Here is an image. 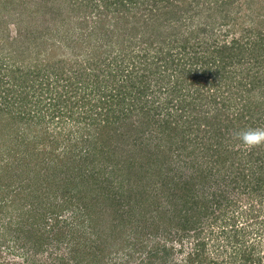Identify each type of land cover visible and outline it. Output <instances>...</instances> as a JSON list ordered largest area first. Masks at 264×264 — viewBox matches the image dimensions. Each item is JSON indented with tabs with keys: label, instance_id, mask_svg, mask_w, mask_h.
<instances>
[{
	"label": "rangeland",
	"instance_id": "rangeland-1",
	"mask_svg": "<svg viewBox=\"0 0 264 264\" xmlns=\"http://www.w3.org/2000/svg\"><path fill=\"white\" fill-rule=\"evenodd\" d=\"M6 86L0 264H264V0H0Z\"/></svg>",
	"mask_w": 264,
	"mask_h": 264
},
{
	"label": "trees",
	"instance_id": "trees-1",
	"mask_svg": "<svg viewBox=\"0 0 264 264\" xmlns=\"http://www.w3.org/2000/svg\"><path fill=\"white\" fill-rule=\"evenodd\" d=\"M102 2H104V3H106V0H102ZM53 16H56L58 19H60V16H58L57 15V13H53L52 14ZM47 18H48V16H46ZM49 17H52V16H49ZM53 18V17H52ZM44 21H46V19L44 18ZM20 32V31H19ZM26 32H27V30H25V31H23L22 32V30H21V32H20V36H25V34H26ZM42 40H43V42L45 43V47L46 46H50V47H52L53 46V39H47V38H45V37H43L42 38ZM42 41H39V42H37V43H35V46H36V49H37V51L39 52L41 49H40V43H41ZM56 47V45H54L53 46V49ZM21 51H22V55L24 54V51L25 50H30V47H29V44H25L23 47H21ZM28 58H31V55H30V51H28L27 53H25V55L22 57V59H21V61H23L24 59L25 60H27ZM78 65H79V63L76 65V69H77V67H78ZM88 66H90L91 68V73H90V76H93L94 77V75H96V70H94L93 69V66L92 65H85V66H82V67H79L78 69H77V72H76V75H75V77L74 78H70V81H68V83H69V85L71 84L73 87H75L77 84L76 83H84L86 80H87V78H89V75L88 76H86V74H87V72H86V69H87V67ZM14 72H17V71H14ZM20 73H24V74H31V73H29L28 71H19ZM26 75H24L23 77H25ZM23 77H21V75H16V77H15V79L17 80V81H21L22 80V78ZM6 88H7V91L6 92H3L2 93V95H1V93H0V102H2L3 100H4V97H5V95L8 93V92H12L13 90H15V88H12L11 86H6ZM16 91V90H15ZM17 92H20L19 94H18V99L19 100H21V101H18V103H16L15 105L16 106H18V107H23V106H21V104H25V103H23L25 100V98H24V95H23V91H17ZM24 108V107H23ZM3 170V169H2ZM8 181H5L4 182V187H6V188H9L8 187ZM2 191V190H1Z\"/></svg>",
	"mask_w": 264,
	"mask_h": 264
},
{
	"label": "clouds",
	"instance_id": "clouds-1",
	"mask_svg": "<svg viewBox=\"0 0 264 264\" xmlns=\"http://www.w3.org/2000/svg\"><path fill=\"white\" fill-rule=\"evenodd\" d=\"M231 138L239 141L247 150L251 151L254 148L264 145V127H248L233 131Z\"/></svg>",
	"mask_w": 264,
	"mask_h": 264
}]
</instances>
